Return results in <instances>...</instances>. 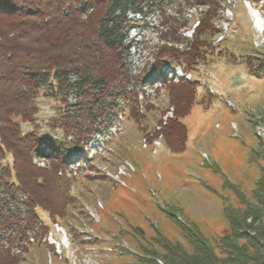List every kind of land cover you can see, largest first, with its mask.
Segmentation results:
<instances>
[{
  "label": "rangeland",
  "instance_id": "374dc122",
  "mask_svg": "<svg viewBox=\"0 0 264 264\" xmlns=\"http://www.w3.org/2000/svg\"><path fill=\"white\" fill-rule=\"evenodd\" d=\"M220 1L212 17L216 31L200 37L207 46L193 71L187 68L181 77L177 67L174 85L150 74L116 103L112 116L95 124L97 133L86 143L75 142L61 127L80 106L75 92L62 97L48 84L27 102L14 104L8 115L14 125L23 133L67 142L70 159L55 174L52 167L37 170L49 165L48 158L32 154L29 168L37 182L54 175L63 178L53 179L66 181L54 194L55 200L67 201L66 209L63 215L52 216L36 207L39 222L47 226L45 234H37L26 247H12L20 258L11 264H138V255L147 249L164 253L154 240L159 233L190 253L193 247L172 214L197 226L217 256L233 253L220 240L230 229L225 208L244 210L248 203L259 208L255 192L264 171V0ZM183 2L179 6L187 22L178 32L187 40L178 42L181 50L187 49L186 42L193 39L194 28L208 9ZM251 12L260 19L256 24L260 33ZM127 15L138 24L128 33L136 43L128 61L131 71L137 72L158 55L167 41L160 33L166 27L159 25L157 11ZM6 21L0 17V31L8 35ZM6 37L1 42H13ZM179 78L195 85L185 86ZM175 132L185 140L180 149L169 148ZM40 146L44 154L51 150L45 141L40 140ZM13 161L10 153L0 158V174ZM12 174L6 178L9 183L15 182L16 172ZM2 188L1 183L0 195ZM238 218L248 237L237 244L248 246L247 255L254 257L248 264H259L264 215L253 222L246 215Z\"/></svg>",
  "mask_w": 264,
  "mask_h": 264
},
{
  "label": "trees",
  "instance_id": "16d2710c",
  "mask_svg": "<svg viewBox=\"0 0 264 264\" xmlns=\"http://www.w3.org/2000/svg\"><path fill=\"white\" fill-rule=\"evenodd\" d=\"M82 1L84 3L80 4ZM184 1V4L207 6L208 9L200 16L193 39L186 42L187 49L181 50L178 42L187 40L178 32L187 22L180 10L181 0H0V17L6 18L9 26L8 35L0 31V110H5L0 112V158L7 153L14 157L13 165L5 166L0 174V185L3 184L0 195V264H11L20 258L10 250L15 245L26 247L37 234L44 236L47 226L39 222L36 207L59 216L64 214L67 202L54 197L66 181L53 178L63 177L54 175L37 182L39 178L32 173L34 170L29 168V162H33V153L43 158L46 156L49 165L36 169L52 167L57 174L66 166L62 162L70 159L68 143L57 136L46 139L31 132L23 133L8 116L11 108L18 102H27L31 94L48 84V89L57 90L62 97L75 92L76 103L80 106L76 107L74 115L61 123V127L67 134L70 132L68 136L72 135L75 142L86 143L97 133L99 127L95 124L100 125L105 118L112 116L118 107L116 103L131 87L144 82L148 73V61L141 71L132 72L130 68V46L126 36L132 25V19L127 15L129 12L145 15L157 11L159 25L166 27L160 33L161 39L167 41L154 56L151 68L177 62L185 72L187 68L193 71L194 62L207 46L200 37L216 31L212 17L221 1ZM169 7H173V14L167 13ZM5 36L13 42H1ZM181 81L185 86L195 85L183 78ZM162 83L174 85L176 82L163 77ZM170 135L169 148L180 149L185 141L183 137L177 132ZM40 140L51 147L50 153L44 154V147H38ZM35 166L34 163V169ZM13 171L16 172L15 182L9 183L6 178L14 176ZM255 197L259 208L250 203L244 210L225 208L230 229L220 240L228 251L233 252L226 258L215 254L197 226L181 222L172 214L174 223L187 237L193 251L188 253L180 243H172L159 233L154 240L162 246L164 253L160 255L155 249H147L146 253L138 255V264H248V259L254 257L247 255L248 246L237 244L239 238L248 237L238 216L251 217L252 222L263 217L264 171ZM29 231L32 233L28 235ZM259 264H264V250L260 253Z\"/></svg>",
  "mask_w": 264,
  "mask_h": 264
},
{
  "label": "clouds",
  "instance_id": "9594fccd",
  "mask_svg": "<svg viewBox=\"0 0 264 264\" xmlns=\"http://www.w3.org/2000/svg\"><path fill=\"white\" fill-rule=\"evenodd\" d=\"M60 241L62 242V244L64 243L63 240H62V238H60Z\"/></svg>",
  "mask_w": 264,
  "mask_h": 264
}]
</instances>
